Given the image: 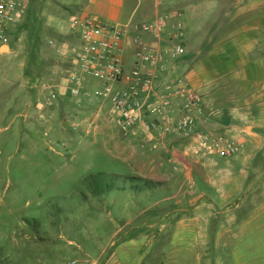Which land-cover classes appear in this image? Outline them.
Segmentation results:
<instances>
[{
  "label": "rangeland",
  "instance_id": "rangeland-1",
  "mask_svg": "<svg viewBox=\"0 0 264 264\" xmlns=\"http://www.w3.org/2000/svg\"><path fill=\"white\" fill-rule=\"evenodd\" d=\"M161 3H166V17L193 6L195 21L203 23L189 26L200 34L196 50H190L193 42L184 33L185 55L168 62L167 79L173 76L192 85L196 81L204 112L200 131L235 141L240 152L233 157H195L182 140L157 143L155 149L165 151L159 154L162 162L173 165L171 153L176 151L192 165V171L173 166L167 175L197 174L196 183H187L185 189L181 185L180 197L166 204L181 202L188 219L176 214L150 246L136 232L129 235L136 238L131 243L126 238L138 224L128 225L129 216L143 211L142 190L150 187L120 177L132 171L115 160L113 141L127 140L129 132L115 129L114 138H108L73 131L100 105L109 119L110 106L91 98L79 101L78 113L69 108L61 89L72 69L65 52L80 40L70 28L49 24L45 13L30 10L28 3L26 15L0 49V264H91L106 253H115L123 264H146L162 253L164 264H188L192 235L187 231L180 241L179 226L205 224L213 228L214 245L260 243L259 250L248 251L255 253V261L246 264H264V131L252 120L247 80L259 75L245 72L253 60L251 47L246 50L252 33L245 30L253 26L245 25L264 22V0ZM227 66L238 72L224 74ZM56 86L57 100L46 107L44 91ZM43 112L48 120H38ZM206 162L212 163L211 170ZM202 193L206 197H200ZM119 229L125 240L114 252L111 238ZM233 252L213 250L214 264H234L228 259ZM215 253H221V262Z\"/></svg>",
  "mask_w": 264,
  "mask_h": 264
},
{
  "label": "built area",
  "instance_id": "built-area-1",
  "mask_svg": "<svg viewBox=\"0 0 264 264\" xmlns=\"http://www.w3.org/2000/svg\"><path fill=\"white\" fill-rule=\"evenodd\" d=\"M27 9V0H0V49ZM182 18L179 13L175 21L160 17L151 23L125 26H110L95 16L72 19L71 32L80 42L66 48L72 69L61 89L76 108H80L81 99L109 104L111 124L121 132H137L143 148H155L157 143L175 138L195 157H233L240 152L239 144L200 131L202 102L188 81L176 78L163 86L158 83L159 71L185 55ZM54 89L57 86L44 91L46 107H53L57 100L59 93ZM102 110L95 111L83 125H75L73 131L97 133ZM48 119L46 112L38 117Z\"/></svg>",
  "mask_w": 264,
  "mask_h": 264
},
{
  "label": "crops",
  "instance_id": "crops-1",
  "mask_svg": "<svg viewBox=\"0 0 264 264\" xmlns=\"http://www.w3.org/2000/svg\"><path fill=\"white\" fill-rule=\"evenodd\" d=\"M30 6V10L35 12L40 11L45 13L47 21L49 24L62 26L66 28H70L71 21L74 18H80L84 16H95L100 18L102 21L107 23L110 26H125L131 22L135 24H145L151 23L157 20L160 17H166L164 14L167 11L166 3H159L158 0H27ZM255 8H257L255 6ZM184 14L182 21L184 22L185 32L189 33L190 40L193 42V45H190V50H196L198 45V40L200 39V34H197L191 31L189 26L192 25H202V21L197 20L193 15H195L196 11L193 6L188 5V7L184 8ZM181 12L176 13L179 14ZM55 15H58V18H54ZM176 15L168 17L172 21L176 20ZM206 22V21H205ZM204 25H207L206 23ZM245 26H253L252 31H248L249 29H245L247 32H251V40L248 41L249 52H253V60L251 61V65L248 69L245 70L247 73L257 74L259 75L257 78H249L247 79L250 82V89L248 90V95L250 96V101L248 102L250 106V113L252 115V120L257 121L258 126L261 130L264 131V33L262 32V27L264 26V22L261 20L254 21L251 24ZM187 27V31H186ZM65 28V29H66ZM189 29V30H188ZM195 33V34H194ZM170 33L165 36V42L169 40ZM194 36V37H193ZM143 39L148 40L147 36L142 35ZM246 47V46H245ZM197 54V53H196ZM224 69V74H234L237 69H230V66H227ZM230 69V70H229ZM166 66L163 70L158 73V83L160 86L169 83L176 78L173 76L171 79H167L166 77ZM193 80V79H191ZM196 81H193V85L190 84L194 90L196 91ZM197 92V91H196ZM206 94V92H205ZM69 108L77 112L80 108H76L74 104L70 102ZM102 108L105 110V107L98 106L99 110ZM203 108V104H202ZM101 121L98 128V134L105 135L108 138H114L113 131L115 127L111 124L107 116L103 117V111ZM78 113V112H77ZM201 123V122H200ZM201 124H199L200 127ZM132 133V134H131ZM131 134V135H130ZM129 137L127 140H119L116 139L113 142V155L115 160L121 162L126 165L131 171V176H120L123 180H127L128 182L134 181L140 183L141 185L148 186L150 188H146L142 191V200L143 203H146L143 211L138 213L135 216H129L131 221L128 222V225L133 222H137L138 226L134 229V231H129L128 237L126 239L130 240L131 243L136 239L134 236H129L132 234L140 233V239L145 240L147 246H150L152 242L157 241L161 235L164 233L165 229H167V225L164 223H172V219L176 214H178V219L185 221L188 217V211H184V205L181 202L177 201L173 204L166 205L169 202H173L171 197H180L181 193V185H185L186 188L187 183L191 184V182L196 183L197 174L194 172L193 178L189 176L183 178L177 174H169L167 175V171H169L173 166H182L184 168H189L192 171L191 163H187L186 161H182L178 158L177 152L172 151L171 155L173 158V164H167L161 161L160 152H165L164 149H155V148H143L142 147V138L138 135L137 132L131 131L126 135ZM124 138V137H123ZM140 145H139V140ZM135 140V141H134ZM158 150V151H154ZM166 150V149H165ZM220 164V162H219ZM172 166V167H171ZM205 168L207 170H211L213 168L212 163L206 162ZM195 171V170H194ZM186 193V191H184ZM197 194V193H196ZM195 194V195H196ZM194 195V197H195ZM200 197H206V194H200ZM187 197V196H183ZM186 210V208H185ZM195 213L199 214L196 210H193ZM160 225V226H159ZM198 227H180L181 232L178 239L180 241L185 240L184 235L188 234L187 231L190 232L189 241L193 242L192 250L188 253L189 261L188 264H214V253L213 250H236V252L228 254L229 261L234 262V264H246L248 261H255V253L252 255L248 252L249 250H259L260 243H212V235L213 228L210 226ZM123 231L122 229L117 230L112 235L111 241L113 243V251L119 247V243L125 240L121 237ZM175 238V237H174ZM168 241L172 240L173 237L168 238ZM126 247V246H125ZM124 247H121V249ZM174 253H172L173 255ZM88 257L87 255H85ZM175 256V255H174ZM252 256V257H251ZM223 256L221 253H215L216 261L221 262V258ZM165 258V254H161V256L154 257L149 260L146 264H164L163 259ZM96 262L101 264H123L121 263L117 255L115 253L102 254L98 261H94L91 264H96ZM221 264V263H218Z\"/></svg>",
  "mask_w": 264,
  "mask_h": 264
}]
</instances>
